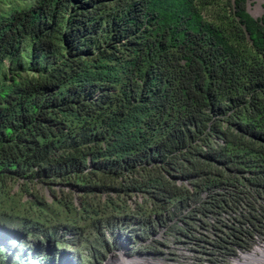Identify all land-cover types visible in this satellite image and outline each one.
Returning <instances> with one entry per match:
<instances>
[{"label":"trees","instance_id":"obj_1","mask_svg":"<svg viewBox=\"0 0 264 264\" xmlns=\"http://www.w3.org/2000/svg\"><path fill=\"white\" fill-rule=\"evenodd\" d=\"M246 1L0 0V222L23 231L0 241L81 217L196 246L208 212L219 247L264 237V14ZM29 249L0 243V264Z\"/></svg>","mask_w":264,"mask_h":264},{"label":"rangeland","instance_id":"obj_2","mask_svg":"<svg viewBox=\"0 0 264 264\" xmlns=\"http://www.w3.org/2000/svg\"><path fill=\"white\" fill-rule=\"evenodd\" d=\"M245 9L251 16L258 17L261 14H264V0H247L245 3ZM15 187L16 183L13 184L11 189L14 190ZM35 187L36 189H39L37 190V195L43 194L44 189H40L38 186ZM68 191V189L66 191V188L63 187L62 192L58 191L59 196L69 197L70 193ZM22 197L24 198L27 196L21 195V198ZM45 197H48L47 199L51 198L50 194L47 192H45ZM136 198L138 197H133L132 200ZM73 216L75 218L77 217L75 214H73ZM85 222L86 220L81 217H78L77 221H75L77 225L83 226L80 231H69L62 227H58L57 231L51 236H38L34 233H23L19 236V233L18 241L16 243L10 244V238L6 240L2 239L0 243L4 246L9 245V248L18 249L19 247L17 257H21L22 259L25 257L23 256V254L25 255V249L30 247L29 250H31V252L28 254L29 257L25 261L28 262L29 259H31L30 261L38 259L40 262L52 258V264H106L107 262H109V264H115L117 258L119 259L121 257L119 255L121 254L120 251L127 253V249H125L127 247L139 249L138 245L141 243L139 242L141 240L131 237V240L129 239V241H127L122 235L121 237H118V234L122 233L115 227L116 225L112 227H101L96 232L93 230V227L85 225ZM0 226L7 229H17L18 231L23 232L16 226L4 222H0ZM56 240L62 241L64 245L57 247ZM20 243L23 245L19 246ZM179 252L182 255L185 253L181 248L179 249ZM50 256L52 257L49 258ZM121 261H124L125 264H134L127 262L126 259ZM39 262L36 264H39ZM32 263L33 262L28 264Z\"/></svg>","mask_w":264,"mask_h":264},{"label":"built area","instance_id":"obj_3","mask_svg":"<svg viewBox=\"0 0 264 264\" xmlns=\"http://www.w3.org/2000/svg\"><path fill=\"white\" fill-rule=\"evenodd\" d=\"M223 216L225 214L221 213L218 218L217 215L208 212L197 217L194 229L197 234L207 237L208 242L202 241L203 243L199 242L198 245L193 246L191 245L193 243L183 239L174 240L165 226H159L154 234L139 241L141 242L138 245L139 249L127 247L125 248L127 253L120 251L121 257L117 258L115 264L125 259L134 264H235L248 256L264 252V237L257 234L252 235L246 247L230 243L219 247L214 244L215 235L212 226L219 225V220H222ZM180 248L185 251L183 255L179 252Z\"/></svg>","mask_w":264,"mask_h":264},{"label":"bare ground","instance_id":"obj_4","mask_svg":"<svg viewBox=\"0 0 264 264\" xmlns=\"http://www.w3.org/2000/svg\"><path fill=\"white\" fill-rule=\"evenodd\" d=\"M106 264H109V262ZM118 264H123V262L121 261ZM237 264H264V252H260L253 256H248L245 259H242L240 262H237Z\"/></svg>","mask_w":264,"mask_h":264}]
</instances>
